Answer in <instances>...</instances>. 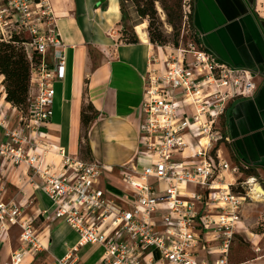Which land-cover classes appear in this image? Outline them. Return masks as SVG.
I'll use <instances>...</instances> for the list:
<instances>
[{"label":"built area","instance_id":"built-area-1","mask_svg":"<svg viewBox=\"0 0 264 264\" xmlns=\"http://www.w3.org/2000/svg\"><path fill=\"white\" fill-rule=\"evenodd\" d=\"M57 16L49 0H0V39H14L29 62L26 111L18 110V127L10 128L6 114L0 127L7 140L0 141V159L8 167L24 164L31 169L30 184L41 190L49 204L28 215L26 207L2 197L0 182V264H36L47 251L33 221H63L78 234L67 253L50 264H75L76 252L85 244L103 248L100 264H152L158 250L164 264H231L230 245L243 228L240 212L247 192L232 190L241 165L220 156L217 144L227 140L215 128L228 102L252 96L256 83L244 67L218 61L210 52L199 50L201 66L184 65L181 59L166 61L165 69L151 67L141 98L139 153L149 163L136 169L119 167L124 185L115 194L101 185V176L112 168L97 161H85L53 146L61 157L58 169L43 162L45 150L37 148L31 136L52 114L54 83L64 75L65 44L58 32ZM1 39V40H2ZM214 151L215 157L212 156ZM186 150L192 156H184ZM179 153L181 160L173 158ZM37 177L40 183L32 178ZM165 181L164 191L149 182ZM253 181V183H252ZM254 177H245L254 197ZM195 189H189V185ZM250 197V195H249ZM162 209L161 229L153 213ZM17 228L18 246L12 248L11 232ZM216 242L217 246L212 243ZM217 253L214 260L205 255Z\"/></svg>","mask_w":264,"mask_h":264},{"label":"crops","instance_id":"crops-1","mask_svg":"<svg viewBox=\"0 0 264 264\" xmlns=\"http://www.w3.org/2000/svg\"><path fill=\"white\" fill-rule=\"evenodd\" d=\"M193 1V25L203 46L218 61L249 69L256 83L252 96L233 98L224 109L220 128L227 140L217 144L220 156L253 168L264 180V13L257 8L259 0ZM49 2L65 44V66L62 79L54 83L50 120L41 126L38 137L50 143L53 150V146L63 147L72 156L112 168L101 176V185L122 194L125 188L119 167L133 164L139 170L149 163L148 157L139 153L143 118L140 103L149 69H165L161 61L164 51L149 41L147 33L144 39L136 33L137 23L133 24L137 42L120 39L125 22L121 20L120 0ZM129 16L136 18L128 12ZM2 79L0 75V114L11 119L17 111L4 98ZM2 140L7 137L0 127ZM184 156L191 157L192 151L186 150ZM184 156L175 153L173 158L181 160ZM30 175L28 166L7 168L0 159L1 196L30 207L34 217L49 200L30 184ZM32 179L40 183L39 178ZM149 182L158 188L157 180L149 178ZM162 209L159 207L152 215L157 229L162 228ZM42 222L46 224L38 236L47 248L43 257L51 263L76 245L78 234L63 221ZM102 252L100 245L85 244L78 248L75 264H100ZM152 255L156 258L152 264H164L158 250ZM217 256L205 255L208 260ZM254 261L250 264H264L263 257Z\"/></svg>","mask_w":264,"mask_h":264},{"label":"rangeland","instance_id":"rangeland-1","mask_svg":"<svg viewBox=\"0 0 264 264\" xmlns=\"http://www.w3.org/2000/svg\"><path fill=\"white\" fill-rule=\"evenodd\" d=\"M123 1L126 11L129 12L131 16L136 17L133 20L130 16L125 19V26L129 30L133 28L134 23L146 21L145 19H142L138 16L134 2L132 0ZM189 2L190 0H155L154 2V7L157 11L158 20L160 22V28L165 38L164 44L154 43L155 45L161 46L164 51L161 59L162 65L166 66V61L177 59H181L184 65H188L190 67H199L203 64L199 63L197 60V52L204 49L200 48V46L197 44L196 32L190 24V20L187 16V7ZM257 8L259 12L264 13V0L258 1ZM167 12H169L171 18L173 19V26L168 21ZM145 31L147 33V21ZM2 40L4 41V39ZM154 59L155 58L153 57L152 62L155 61ZM7 119L10 121V128L13 129L18 127V115H16V113L14 117H11V119L7 117ZM220 123L221 117H219L215 126V128L219 131L221 130ZM39 131L40 129L35 130L31 136L29 135V131H23V135L27 138V141L29 140V144L26 145V148H29L30 145L34 147L35 145L32 144L35 141L37 148L45 150V153L43 154V162L49 164L54 163L55 166H57L56 169H58L61 164V157L56 156L57 151L55 152V150L52 149L50 143L46 142L41 137H38ZM215 153L216 151L213 149V157H215ZM29 172H32L30 168ZM249 176L254 177L256 180L255 182H257L258 185L264 190V180H262L257 173L245 175L241 172V174L237 175L236 179L232 180L233 182L235 180L232 185V190L241 193L247 192V198L245 203L242 205L240 212L241 222L243 225H245V227L241 230H238L234 234V238L230 245L229 263L231 264L256 263L257 261H254V259L257 257H263L264 260V196L260 195L254 197L255 195L253 196V194L250 192L249 186L240 185V181ZM156 185L158 187V191H164L166 188L165 181H160ZM188 187L189 189H195V187L191 184ZM25 211L28 215H34V212L30 209V207H27ZM42 221L43 220L41 217H38L33 221V225L37 233L40 232L46 224ZM17 233V228H13L11 232L12 248H16L19 244ZM45 254L46 253H42L41 257H39L35 263L50 264V261L47 259V257H43Z\"/></svg>","mask_w":264,"mask_h":264},{"label":"trees","instance_id":"trees-1","mask_svg":"<svg viewBox=\"0 0 264 264\" xmlns=\"http://www.w3.org/2000/svg\"><path fill=\"white\" fill-rule=\"evenodd\" d=\"M134 2L136 12L139 17L147 21V34L148 39L152 43L164 44L165 38L160 28V22L158 20L157 11L154 7L155 0H132ZM124 1L120 0V11L122 13V21L128 18V12L124 7ZM193 9L194 1L190 0L188 3V19L190 24L194 28L197 38L196 42L200 48L207 51L203 46L202 41L199 37L193 25ZM168 21L173 26V19L169 12H167ZM120 39L126 43H134L138 41L137 34L131 28L130 30L125 26V22L121 28ZM14 39L9 41L0 40V75L3 76L2 85L5 92V100L18 110L26 111L27 97L29 89V62L22 47L14 44ZM90 105H87L89 108ZM222 133V130H220ZM223 135V133H222ZM224 136V135H223ZM236 163V162H235ZM242 173L245 175L256 174L257 172L249 167L242 168ZM230 256V255H229ZM229 259V258H228Z\"/></svg>","mask_w":264,"mask_h":264},{"label":"bare ground","instance_id":"bare-ground-1","mask_svg":"<svg viewBox=\"0 0 264 264\" xmlns=\"http://www.w3.org/2000/svg\"><path fill=\"white\" fill-rule=\"evenodd\" d=\"M145 27H146V21L141 22V23H137L134 26L136 33L143 39H144L145 34H146V32L144 30ZM252 183H253V181H252ZM252 185L262 196H264V190L258 184L254 183Z\"/></svg>","mask_w":264,"mask_h":264}]
</instances>
